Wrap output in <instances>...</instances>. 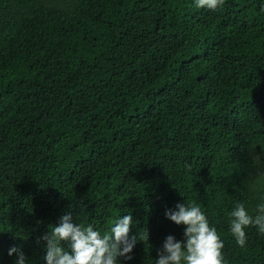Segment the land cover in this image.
<instances>
[{
    "label": "trees",
    "instance_id": "obj_1",
    "mask_svg": "<svg viewBox=\"0 0 264 264\" xmlns=\"http://www.w3.org/2000/svg\"><path fill=\"white\" fill-rule=\"evenodd\" d=\"M264 0H0V264L10 245L44 264L37 238L69 211L102 230L130 212L146 264L192 200L226 264H264V235L228 232L264 160ZM251 149V153H250ZM50 226V225H49Z\"/></svg>",
    "mask_w": 264,
    "mask_h": 264
},
{
    "label": "clouds",
    "instance_id": "obj_2",
    "mask_svg": "<svg viewBox=\"0 0 264 264\" xmlns=\"http://www.w3.org/2000/svg\"><path fill=\"white\" fill-rule=\"evenodd\" d=\"M193 3L196 8L214 11L223 0H193ZM247 174V189L255 195V204L247 206L244 200L236 199L225 212L228 232L240 247L246 244V227L252 226L257 234L264 235V160L254 153L250 154ZM163 215L176 225H183L182 238L165 235L155 249V257L149 256L146 264H226L221 251L224 240L198 203L177 201L173 207L165 208ZM77 216L65 211L37 238V243L44 241V264H125L131 260L136 243L147 240L146 230L130 233V224L135 222L128 211L123 215L114 214L103 230L93 222L78 220ZM13 253L14 264H29L24 252L15 244L7 248L9 256Z\"/></svg>",
    "mask_w": 264,
    "mask_h": 264
}]
</instances>
